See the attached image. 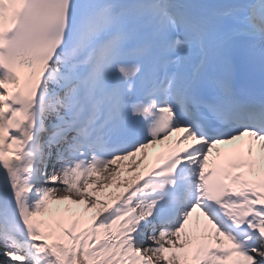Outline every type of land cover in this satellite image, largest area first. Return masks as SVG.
<instances>
[{"label":"snow or ice","instance_id":"6c2138e0","mask_svg":"<svg viewBox=\"0 0 264 264\" xmlns=\"http://www.w3.org/2000/svg\"><path fill=\"white\" fill-rule=\"evenodd\" d=\"M0 264H264V0H0Z\"/></svg>","mask_w":264,"mask_h":264},{"label":"bare ground","instance_id":"6f19581e","mask_svg":"<svg viewBox=\"0 0 264 264\" xmlns=\"http://www.w3.org/2000/svg\"><path fill=\"white\" fill-rule=\"evenodd\" d=\"M181 135L180 133H173V139H170L168 141H164V144L167 146V145H172V148H175L176 145L174 143V141L176 140V138ZM181 147H183V145H181ZM147 153H148V156L147 158L145 159L144 161V165H142L141 167L139 168H136L134 167V163L136 161H139L141 159V154L140 153H137L136 157L135 158H129L128 161H124V162H121V167L123 169L122 173H121V181L122 182H128V183H131L134 181V178L138 175H142L144 171H146L147 167H151L152 164L154 163V158H153V154L149 153L148 152V149L145 150ZM197 216V215H196ZM196 216H195V219H196ZM190 220V223L194 222L195 221ZM201 223H203V220H200Z\"/></svg>","mask_w":264,"mask_h":264},{"label":"rangeland","instance_id":"374dc122","mask_svg":"<svg viewBox=\"0 0 264 264\" xmlns=\"http://www.w3.org/2000/svg\"><path fill=\"white\" fill-rule=\"evenodd\" d=\"M106 198H110V197H106Z\"/></svg>","mask_w":264,"mask_h":264}]
</instances>
